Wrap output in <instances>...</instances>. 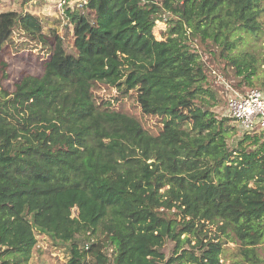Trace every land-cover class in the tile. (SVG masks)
Returning a JSON list of instances; mask_svg holds the SVG:
<instances>
[{
  "label": "trees",
  "instance_id": "trees-1",
  "mask_svg": "<svg viewBox=\"0 0 264 264\" xmlns=\"http://www.w3.org/2000/svg\"><path fill=\"white\" fill-rule=\"evenodd\" d=\"M62 1L63 35L33 13L0 11V54L47 53L43 73L12 91L0 62V264H28L35 232L64 249L63 264H220L229 241L235 264H264V136L228 145L230 118L212 110L217 92L191 43L253 87L259 63L238 53L237 35L263 29L262 0ZM165 19L174 41L155 39ZM101 85L134 92L158 132L118 96H96Z\"/></svg>",
  "mask_w": 264,
  "mask_h": 264
},
{
  "label": "rangeland",
  "instance_id": "rangeland-1",
  "mask_svg": "<svg viewBox=\"0 0 264 264\" xmlns=\"http://www.w3.org/2000/svg\"><path fill=\"white\" fill-rule=\"evenodd\" d=\"M83 0L69 1L68 6L71 8L80 5ZM62 0H0V11L4 10H20L33 13L44 20V31L47 30L48 26L55 24L57 26L58 33L63 35V26L65 21L63 19V8L64 3ZM262 5L264 6V0H262ZM57 20V22H53ZM261 21L264 23V13L261 15ZM167 21L158 20L155 22L153 28V34L155 39L161 40L162 42L174 41L175 37L172 33L166 32ZM68 27L71 29V25ZM160 36V37H158ZM237 37H239L238 53L249 52L256 57L258 60V70L257 77H254V81L257 83V79L264 77V25L263 29L257 34H249L247 32H239ZM14 42L19 44L23 42L24 38L18 34L16 31L14 33ZM68 42L71 38L68 37ZM192 47H195L200 53L201 58L204 60L207 73L210 74V81L213 88L217 92V104L213 107V111L219 116H225L226 114V101L225 94L227 91L226 85H231L233 88L245 92L250 88H261L258 83L254 84L253 87L247 84H241L240 79L234 76V71L231 67H225V62L218 60L215 56L208 52V47L204 44H197L192 41ZM47 57L45 49L41 48L39 45H34L32 48L27 46V48H21L15 50L13 46H8L0 54V62L3 60L7 62V77L2 80L3 86L12 91L14 89V84L20 80L23 75L33 74L40 76L43 73V63ZM211 70H216L217 78H213L211 75ZM0 77H1V66H0ZM213 79H212V78ZM216 80L217 83L214 81ZM240 83V85H238ZM228 87V86H227ZM262 89V88H261ZM96 96L102 98L117 97L119 101H116V105H120L122 110L137 117L143 126L150 133H157L161 127V122L159 118L153 116H146L141 113L140 107L135 100V93H129V95L119 97L120 94L117 93L112 88L105 86H99L96 91ZM231 126L230 135L227 138V143L230 147L236 145L238 140L242 137V133L238 128L229 121ZM76 215V209H72V216ZM212 231L215 230L214 227L211 228ZM211 231V233H212ZM36 234V245L32 250L31 257L28 264H63L67 259V254L64 249L59 246H55L51 238L45 234ZM174 243L167 240L161 251L164 253L166 258L172 255ZM224 251L221 255L220 264H235L239 260L237 248V242H227L224 245ZM257 254L263 260L264 263V242L260 243L257 247ZM1 256V255H0ZM1 261V259H0Z\"/></svg>",
  "mask_w": 264,
  "mask_h": 264
},
{
  "label": "built area",
  "instance_id": "built-area-1",
  "mask_svg": "<svg viewBox=\"0 0 264 264\" xmlns=\"http://www.w3.org/2000/svg\"><path fill=\"white\" fill-rule=\"evenodd\" d=\"M226 88L224 117L230 118L242 134L264 136V91L250 88L242 92L231 85H226Z\"/></svg>",
  "mask_w": 264,
  "mask_h": 264
}]
</instances>
